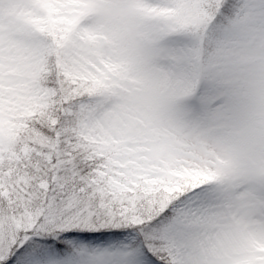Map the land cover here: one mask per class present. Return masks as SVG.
<instances>
[{
	"label": "snow or ice",
	"instance_id": "snow-or-ice-1",
	"mask_svg": "<svg viewBox=\"0 0 264 264\" xmlns=\"http://www.w3.org/2000/svg\"><path fill=\"white\" fill-rule=\"evenodd\" d=\"M0 264H264V0H0Z\"/></svg>",
	"mask_w": 264,
	"mask_h": 264
}]
</instances>
